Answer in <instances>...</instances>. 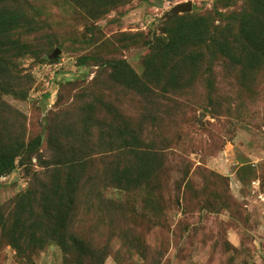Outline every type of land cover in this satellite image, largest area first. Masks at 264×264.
I'll list each match as a JSON object with an SVG mask.
<instances>
[{"label":"rangeland","instance_id":"rangeland-1","mask_svg":"<svg viewBox=\"0 0 264 264\" xmlns=\"http://www.w3.org/2000/svg\"><path fill=\"white\" fill-rule=\"evenodd\" d=\"M187 1L192 3L187 18L170 23V10ZM13 2L3 0L0 6L14 5L29 15L35 32L12 33L10 40L20 45L25 39L34 55L15 58L21 52L15 48L0 55L12 72L7 82L19 86L17 95L8 93L10 86L6 93L0 89V135L6 138L1 143L14 147L12 141L21 136L25 142L39 137L41 145L38 154L18 157L16 168L0 177V214L8 217L15 198L42 181V198L60 190L73 192L78 203L65 230L69 251L53 237L40 247L38 232V240H26L27 252L20 255L2 246L0 235V264H264V65L245 71L234 60L245 49L242 29L264 32V5L255 0ZM246 13L255 20L250 29ZM184 26L186 34L179 32ZM167 28L184 45L168 54L175 64L165 60ZM200 30L215 44L225 42L223 56L191 44ZM195 48L203 59L193 64L187 58L198 52ZM56 49L60 54L51 58ZM116 62L129 68L122 79L114 73ZM170 66L171 76L165 72ZM85 123L96 125L97 146L75 140L69 147L82 150L84 158L92 155L94 164L88 163L74 189L62 174L47 181L52 167L40 159L53 161L48 128L68 127V135ZM147 147L159 152L161 162L148 184L129 192L111 186L104 168L113 164L114 172L132 165L136 158L129 150ZM130 173L138 174L134 166ZM37 206L34 224L41 232L61 223L53 220L51 204Z\"/></svg>","mask_w":264,"mask_h":264},{"label":"trees","instance_id":"trees-1","mask_svg":"<svg viewBox=\"0 0 264 264\" xmlns=\"http://www.w3.org/2000/svg\"><path fill=\"white\" fill-rule=\"evenodd\" d=\"M255 1L264 5V0ZM0 3H3V0H0ZM2 7L3 6H0V55L4 51L11 48H15L21 51L19 54L12 53L15 54V58H20L22 55L30 54L32 52V48H30L31 45L25 42V39L20 45L18 39L15 42H11L10 40V35L12 33H27L26 35H28L32 32H35L30 16L26 15L22 11L17 10L14 5L12 6V8L3 7V9ZM184 15L186 16L188 15V13H182L174 16L170 20V23L174 20L179 23V20L187 18L184 17ZM194 18L197 21V18ZM244 18L252 20L248 23L249 29L255 26V20L253 17H251V15L246 13ZM260 24L264 25V22L261 21ZM186 28H188V26L179 27V32H181V30H185ZM166 31L167 37H170V40L168 41V43H166V45H164L165 60L166 62L175 64L177 63L176 60L171 59L173 55L169 56L168 58V54H172L175 50H179L184 45L182 44L181 38L178 40L175 39L177 38V36H173V31L171 30V28L169 30L167 28ZM183 32L184 34H186L188 31ZM246 32L247 36H243L246 34ZM197 33L201 36L194 40V42H192L191 44L198 43V47L204 46L205 48L199 47L204 52L206 51L205 49H209L208 51H210L212 48H215V52H220V54L223 56V51H227L228 48L224 41H217V43L215 44V41H211L210 39L205 37V31L200 30ZM261 34H264V32L252 33L246 31L245 29H242L241 38L242 40H244L243 47L245 49H243L244 52L242 51L243 53L238 54L237 59L234 60L237 63L238 61L243 63L242 68L245 71L249 70L250 68L253 69L254 67H260L262 64L264 65V38L260 37ZM216 49H218V52ZM195 50L198 51L197 48H195ZM32 55H34V52H32ZM4 57L6 56L4 55ZM187 59L193 64H196L203 59V55L201 56L198 51L196 54H191L190 56L188 55ZM238 64L242 65L240 63ZM112 65L114 67V70L116 71L114 73H117V78L121 77L122 79L123 77H125V75L128 74L126 68H129L125 64V62H116ZM2 69L4 71H2ZM9 70V64L7 62H5V64H2L0 59V89L4 93L9 91L7 89V86L12 87L11 84L13 83L12 81H10V83L7 82L12 73ZM130 72L134 75V72L132 70H130ZM165 72L166 74L170 73L171 76L172 74H174L175 71L173 70L172 66H170ZM166 78L169 77L166 76ZM11 79L15 81V79L17 80L18 78ZM137 80L140 81L141 79L137 78ZM136 82L137 81H134V83ZM10 87L9 89L11 92L8 93H16V95L17 93H19V86L12 88ZM0 110L4 111V108L1 105ZM79 118L80 116H76L73 120L79 122ZM0 119H2V117H0ZM82 121L84 123V120ZM91 126L92 125H88L87 123H85L79 130H75L74 127H71L68 130V135L65 134L68 127L60 128V126L57 125L48 128L46 142L49 150L53 151L54 153L51 156L53 161H51L50 164H47L48 162L46 163L40 159V163L42 164V166L44 165V167L46 168L52 167L47 171L49 172L46 175V177L48 176L47 181L51 179V181L54 182L55 179H58V176L62 174V180L65 182V185L74 189V184L81 181L82 177L84 178L83 173L84 170L88 167V163L90 162L92 166L94 164L95 159H93L92 155L84 158L82 150H75L69 147V143L73 144L75 140H79L81 143L87 145L88 147L96 145V143L93 144L94 142H92L94 136L93 128L96 127V125L92 127ZM127 131L129 130L126 129L122 130L121 132L125 133ZM99 132H97V135L99 134ZM98 138V140L104 139L102 137V134H100ZM132 138L134 141L135 139H137L136 136H133ZM17 139L20 140L23 138L21 136H18ZM2 140H6V138L4 139L0 135V177L10 174L16 168V161L18 157H21L22 155H27L28 158H31L34 154H38L41 145V138L39 137L36 139H31L27 142H25L23 139L21 143L18 140L12 141V143L16 144L14 147L11 146L10 148L4 147L3 145L5 143H1ZM64 150L66 152H64ZM129 152H131L132 157L136 158V163H132V165L126 166L125 168L114 172H112L113 164H109L102 171V175L110 181L111 186L124 189L128 192L140 189L145 184H148L150 179L153 178V172H159L161 168V162L159 160L160 158L157 154L159 152L155 151V149H153L152 147H147L144 150L131 149L129 150ZM133 166L136 168L138 174L134 177H131L130 172ZM152 170L154 171L152 172ZM42 176H45V173ZM45 182H39L38 186L33 185L32 187H29L27 190H25L22 194L18 195L13 201V208L10 210L8 217L5 218L2 214H0V235H3V238L6 241L4 242V244H2V246H11L17 252V254L24 255V253L27 252V246L25 247L27 241L38 240V237H36L38 232L41 236L40 247H42V243L44 240L53 237V239H55L61 246L62 251H64V253L69 251V248L67 246L68 235L65 233V230L66 226H71L72 220L75 218V215H73L72 212L74 207L77 206L76 203H78V201L74 196L75 194L73 192H70L69 194H64L60 192V190L57 191V194L55 193L56 195L54 194L51 199L42 198L44 196L42 190H44L45 188ZM84 183L86 184V180H84ZM90 183H92V181ZM52 200L54 202L53 204L51 203ZM37 203H47L48 206L49 204H51L50 207H54V210L51 209L53 210L51 211L53 220H55V222L60 221L61 223H59L57 227H52L51 230L47 232H41L39 229H37L34 224V221L37 220V218H39L40 216V208L39 206H37ZM1 210L3 209H0V212ZM10 219L11 221L10 223H8ZM41 222L42 220L37 221L38 225H42ZM27 223L30 225H28ZM0 241L1 243H3L1 238Z\"/></svg>","mask_w":264,"mask_h":264},{"label":"water","instance_id":"water-1","mask_svg":"<svg viewBox=\"0 0 264 264\" xmlns=\"http://www.w3.org/2000/svg\"><path fill=\"white\" fill-rule=\"evenodd\" d=\"M192 9V3L187 1V2H183L180 4H177L176 6H174L170 12L167 14V17L169 19H172L174 16L178 15V14H182V13H186V12H190ZM58 54H60V49H56L51 58H55ZM199 119H202V116H200Z\"/></svg>","mask_w":264,"mask_h":264}]
</instances>
